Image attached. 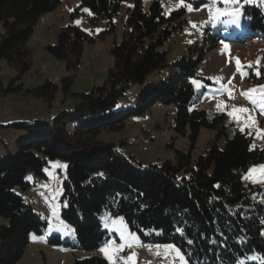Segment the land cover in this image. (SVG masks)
<instances>
[{"label": "trees", "instance_id": "1", "mask_svg": "<svg viewBox=\"0 0 264 264\" xmlns=\"http://www.w3.org/2000/svg\"><path fill=\"white\" fill-rule=\"evenodd\" d=\"M61 0H0V60L18 71L6 90H21L20 80L30 69V38L42 13L52 11ZM125 0H79L71 20L60 28L56 41L46 47L65 61L60 78L64 94L71 91L86 41L95 39L73 23V15L88 8L89 20H106L97 35L115 30L114 19ZM199 7L209 0H185ZM184 6L166 14L159 0L148 9L133 0L126 10L123 37L110 47L113 64L104 81L88 91L72 92L71 108L49 118L20 119L8 123L21 131L16 148L0 152V264H18L29 246L30 234H46L47 242L72 249L92 250L105 245L114 232L105 227L112 216L124 217L128 228L146 244L173 243L188 264H264V184L245 187L242 178L264 162V144L238 130L225 112L196 107L205 88L191 83L199 77V63L218 40L264 45V0L243 1L237 24L206 25L204 44L189 48L188 55L168 64L165 41L182 24ZM263 57L248 68L253 80L264 83ZM170 65L168 76H148ZM259 70L257 75L254 69ZM139 84L132 102L127 89ZM57 84L45 79L25 92L49 104ZM155 102L171 105L173 130L187 136L188 150L174 148V159L143 164L118 143L99 137L121 130L126 118L142 115ZM202 128L214 130V139L196 158L192 151ZM5 145L7 142L5 141ZM65 162L60 195V215L68 226L47 234L48 220L17 192L31 183L26 174L45 177L49 160ZM67 205V206H65ZM178 229L180 231H178ZM193 243L189 244L188 241ZM256 254L258 259H248ZM73 264H110L99 255L77 258ZM122 264V263H117Z\"/></svg>", "mask_w": 264, "mask_h": 264}, {"label": "rangeland", "instance_id": "2", "mask_svg": "<svg viewBox=\"0 0 264 264\" xmlns=\"http://www.w3.org/2000/svg\"><path fill=\"white\" fill-rule=\"evenodd\" d=\"M152 1L142 0L143 8L148 9ZM159 1L166 14L182 6L181 0ZM243 1L237 0L236 3L225 4L223 0H209L199 7H194L184 0L192 10L189 11L188 7H184L185 12L182 16L181 26L173 31L163 45V49L166 50L168 64L180 56L188 55L189 48L194 47L195 44H204L203 35L206 25L226 24L222 21L227 20L229 18L227 16H221L219 20H213L217 8L221 10L226 8L229 10L239 9L241 12ZM78 3L79 0H61L55 9L42 13L39 17L29 41L31 46L30 69L22 75L20 80L11 85L12 88H15L19 83H22L23 88L21 90H6L10 78L15 77L18 71L9 66L5 60H0V138L1 141L7 142V145H3V142L0 143L4 150L3 153L7 151V148L9 150L16 148L17 136L22 131L9 126V122L20 119L49 118L60 109L71 108L75 100L74 95L71 93L88 91L92 87L101 84L108 69L112 66L113 57L110 53V47L115 41L119 42L123 37L126 10L132 6L133 0H125L122 3L121 9L114 19L115 30L106 33L104 37L97 35L100 30L106 27L104 18L92 23L89 20L91 12L88 8H83V10L73 15L72 21L74 24L96 35L94 40L84 43L81 63L74 72L75 76L71 91L64 94L60 78L65 72V61L53 57L46 50V47L56 41L60 28L71 20L72 12ZM1 32H3V28L0 24ZM205 45L209 48L199 63L197 74L199 77L210 79L211 82L207 83L202 78L194 79L205 85L204 93L196 107L204 108L210 112H225L226 114L233 108L243 107L249 109L248 113L240 114L243 117L240 120L227 115L238 130L244 128L242 132L252 136L254 145L262 146L264 144V114H261L250 99L242 93L264 86V83L253 80L247 67L249 64L262 59L263 54L260 49L264 48L263 43L246 45L237 41L220 39L213 46H210L211 44L207 42ZM237 60L244 66L243 74L237 71ZM170 68V65H166L159 72L150 74L148 78L150 80L166 78ZM254 71L257 72V68ZM45 79L53 80L58 85L50 104L40 97L25 92L27 88ZM140 88L139 84H132L126 91L125 101L132 102ZM201 88L197 89L200 90ZM229 92H231V96ZM253 95L259 97L258 92ZM218 104H225L227 107L218 108ZM174 113L175 110L171 105L155 102L142 115H133L126 118L125 125L121 130L104 131L99 137L113 140L116 143L122 139H127V143L122 146L123 149L143 164L160 163L165 159H174V148L183 151L189 148L188 137L177 135L172 128ZM249 116L252 117L254 123H247ZM214 134V130L208 128L200 130L192 151L193 158L204 152L208 142L214 139ZM55 165H61V167H55ZM261 166H264V162L251 167L243 176L242 182L245 187H248L249 184L253 186L264 184V174L260 172ZM252 169H256V171L251 172ZM50 173L52 175H49ZM65 174V162L63 160H49L48 166L45 168V177L36 176L29 172L25 177L31 183V186L27 190L17 188V192L32 204L33 209L47 218V234L59 232L56 230L58 228L62 230L61 221L65 224L60 215V195ZM53 176L55 179H53ZM54 191L60 192V195L55 199L52 197ZM53 207L58 212L56 217L53 216ZM118 218L119 216L111 217L108 229L116 227L112 221H116ZM6 223L7 219L0 215V225ZM128 230L132 232L129 228ZM110 232L115 234L108 242H114L112 247H117L122 243L119 234L115 231ZM33 235L37 236L36 240L32 239ZM107 243L92 250L72 249L47 242L46 234L31 233L30 247L24 249L18 264H73L75 259L91 255L102 256L110 264H113V261H110L105 253L100 251L101 248L106 247ZM168 244L174 245L173 243L146 244L139 241L133 247H125L122 251L117 252L113 260L115 264H123V261L135 252L134 260L129 264H181L173 249L166 250L163 247L159 249L155 247L156 245ZM174 246L178 248L176 245ZM251 257L258 259L256 254H250L248 259H252ZM240 261L244 262V259Z\"/></svg>", "mask_w": 264, "mask_h": 264}, {"label": "snow or ice", "instance_id": "3", "mask_svg": "<svg viewBox=\"0 0 264 264\" xmlns=\"http://www.w3.org/2000/svg\"><path fill=\"white\" fill-rule=\"evenodd\" d=\"M223 2L225 4H229V3H236L237 0H223ZM245 2L250 3L251 0H245ZM181 4L184 7H188L189 11L192 10V8L188 4H186L184 2V0H181ZM240 15H241V13H240L239 9L229 10V9L226 8L224 10H221V9L217 8L216 9V15L213 17V20H219L221 16H227L229 18L227 20L222 21L223 23H226V24L227 23L237 24L238 23V18H239ZM193 27H195V25H193ZM189 42H191V41H189ZM236 65H237V71L241 72L243 74L244 66L241 65L239 60L236 61ZM247 67L251 68L252 65L249 64ZM256 74L260 75L259 70H257ZM191 83L193 85H195L197 88L205 87V85L200 84L197 80H192ZM225 90H227V89H225ZM257 92L259 93V97L253 95L254 93H257ZM229 95L231 96V92H229ZM242 95L248 97L250 99L251 103L253 105H255L259 109L261 114H264V86H260L259 88L250 89L248 92L242 93ZM217 107L218 108H225L227 106L225 104H218ZM248 112H249V109L243 108V107H239V108H233L227 114L229 116L233 117L234 119L240 120V119L243 118L240 114L248 113ZM247 123H254V121L252 120L251 116H249L247 118ZM240 131H244V128H241ZM55 167H61V165H55ZM254 171H256V169H252L251 170V172H254ZM251 172L249 173L250 175H251ZM260 172L262 174H264V166H261ZM49 175H52V174L50 173ZM29 179H31V178H29ZM53 179H55L54 176H53ZM45 187H47V185H45ZM59 195H60L59 191L52 192L53 199H55ZM65 206H67V205H65ZM57 215H58L57 209L55 207H53V216L56 217ZM112 223L115 224L116 227L110 228L109 230L117 232L119 234V238L122 241V243L119 244L117 247H112V243H114V242H108L106 247L101 248L100 251L104 252L105 255L108 257V259L110 261H113V264H115L113 258L116 255V253L122 251L125 247L131 248L134 245L138 244L139 243V237L135 233H132V232H130L128 230V226L124 222V217H119L118 220L112 221ZM67 227L68 226L66 224H64L63 221H61V228L66 229ZM105 227L106 228L109 227V224L107 222L105 223ZM56 230L59 231L61 229L58 228ZM178 231H180V230L178 229ZM32 239L36 240L37 236L33 235ZM188 243L192 244L193 241L189 240ZM149 247H151V246H149ZM155 247L158 248V249L163 247L166 250L167 249H173L175 251L177 257L181 261V264H187V261L185 259V255H183L181 253V250L179 248H175L174 245H171V244L163 245V246L156 245ZM135 255H136V253L133 252L132 255L128 256L126 258V260L123 261V264H129V262L134 260ZM251 258L252 259H256V257H251ZM238 264H244V262L243 261H239Z\"/></svg>", "mask_w": 264, "mask_h": 264}, {"label": "crops", "instance_id": "4", "mask_svg": "<svg viewBox=\"0 0 264 264\" xmlns=\"http://www.w3.org/2000/svg\"><path fill=\"white\" fill-rule=\"evenodd\" d=\"M3 142V143H2ZM0 143H2L3 145H5V141H1V138H0ZM4 150H3V148L1 147V145H0V152H3Z\"/></svg>", "mask_w": 264, "mask_h": 264}, {"label": "built area", "instance_id": "5", "mask_svg": "<svg viewBox=\"0 0 264 264\" xmlns=\"http://www.w3.org/2000/svg\"><path fill=\"white\" fill-rule=\"evenodd\" d=\"M29 247H30V245H29Z\"/></svg>", "mask_w": 264, "mask_h": 264}]
</instances>
